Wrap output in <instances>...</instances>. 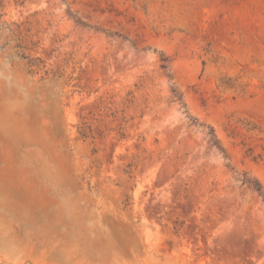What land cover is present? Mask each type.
Returning a JSON list of instances; mask_svg holds the SVG:
<instances>
[{"label":"rangeland","instance_id":"374dc122","mask_svg":"<svg viewBox=\"0 0 264 264\" xmlns=\"http://www.w3.org/2000/svg\"><path fill=\"white\" fill-rule=\"evenodd\" d=\"M245 179L264 0H0V264H264Z\"/></svg>","mask_w":264,"mask_h":264},{"label":"trees","instance_id":"16d2710c","mask_svg":"<svg viewBox=\"0 0 264 264\" xmlns=\"http://www.w3.org/2000/svg\"><path fill=\"white\" fill-rule=\"evenodd\" d=\"M82 133L85 134V132H82ZM244 181L248 182L256 191H258V193L260 195H262L264 197V191H263V188L259 182L251 181L249 179H245Z\"/></svg>","mask_w":264,"mask_h":264}]
</instances>
